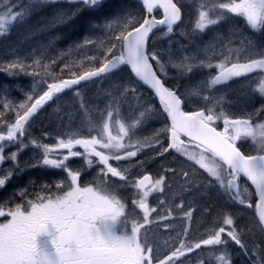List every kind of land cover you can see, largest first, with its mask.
<instances>
[{
	"label": "snow or ice",
	"instance_id": "1",
	"mask_svg": "<svg viewBox=\"0 0 264 264\" xmlns=\"http://www.w3.org/2000/svg\"><path fill=\"white\" fill-rule=\"evenodd\" d=\"M43 2L55 3L57 0ZM66 2L83 4L89 10L104 6V0ZM141 7L146 13L142 17L128 13L125 17L95 25L100 28L121 24V29L114 36L118 44L105 46L98 65L72 73L69 78L53 79L50 83L45 81L46 88L38 94L26 92L25 102L18 105L14 119H9L7 112L15 106L9 103L0 106L4 109L0 111V166L6 161L14 165V169L0 175V189L5 188L20 171L19 152L29 146L40 151V156L30 167H47L66 174V180L42 185L40 192L33 191L32 198H29V190L25 188L18 192L22 202H15L14 199L0 201V217L6 218L0 222V264H186L189 254L201 248L221 250L217 259L221 264H232L227 251L229 243L235 244L247 255L250 250L243 238L254 236V233L241 229L234 215L226 211L221 215L220 223L208 230L205 238L196 242L188 239V223L168 247H154L149 239L151 226L171 216L170 212L161 215L156 207L150 206L149 196L153 192H163L167 181L177 175L183 182V192L202 191L207 185L197 184L195 177V172L200 170L216 182L215 186L233 205L253 209L257 227L264 234V124L254 125L250 118L232 119L224 112L216 113L214 108L186 111L188 96L179 85L170 83L172 78L168 72L169 65L180 69L181 75L192 73L194 68L214 67L217 72L210 85H225L257 70L264 71V52L259 58L241 60L239 53L244 50L241 48L236 50L234 61L229 50V54L216 64L204 60L195 62L194 57L187 56L179 62H173L169 57L165 63L157 51L150 49V37L154 29L161 26L166 27L168 34L173 33V26L181 21V10L173 0H142ZM214 7L222 11L215 18L210 16L209 11H201L196 29L203 32L209 26L217 25L226 19L224 12H227L242 17L256 32L264 31V0H230ZM157 8L162 10L161 19L152 15ZM81 10L77 9L72 16ZM24 16L23 11L0 15V35L8 33L13 22L22 20ZM85 43L94 44L95 41L89 39ZM88 59L91 62L96 57ZM35 63L39 64V61ZM27 67L30 66L16 60L7 65V70L23 71ZM125 67L137 83L150 89L158 106L142 105L143 110L139 111L137 118L129 124L118 123L114 131L113 110L123 101L143 99L133 84H120L116 95L108 93L110 101L105 110L106 118L95 134L57 136L53 143L32 138V123L49 102H55L60 94L69 90L79 95L77 86L107 79ZM31 74L40 75L35 71ZM256 92L264 99V79L259 82ZM203 99L206 101L208 97ZM156 112L166 117L163 127L155 130L151 138L134 139L135 129ZM217 121H222L221 130L215 126ZM88 131L92 133L93 129ZM44 136L50 134L44 133ZM242 138H251L259 145L257 154L241 151L237 144ZM12 146H16L15 150L6 154V148ZM145 148H155L157 157L179 154L198 167L194 172H178L176 168L168 167L156 177L145 173L132 178L129 169L121 168L119 162L135 161L142 165L144 162L137 157ZM74 158H83L89 168L98 165L99 183H82V170H74L68 163ZM113 162H116L115 166ZM241 176L254 186L255 202L247 188L241 190ZM110 178L123 182L119 187L134 191L136 198L131 200V206L140 213L139 218L129 219L132 215L128 211L129 203L113 189L115 180ZM212 180L208 183L211 184ZM177 207L190 222L195 208L189 206L186 209L183 201ZM153 213L156 216L153 217ZM163 226L165 229L173 228L171 223ZM41 237L46 239L41 241ZM261 252L257 264H264V247ZM198 264H204V261L201 259Z\"/></svg>",
	"mask_w": 264,
	"mask_h": 264
},
{
	"label": "rangeland",
	"instance_id": "2",
	"mask_svg": "<svg viewBox=\"0 0 264 264\" xmlns=\"http://www.w3.org/2000/svg\"><path fill=\"white\" fill-rule=\"evenodd\" d=\"M10 1L2 0V5L12 3ZM177 2L184 8L185 16L182 23L175 29L176 35L169 39L165 38V35L160 36L154 40L151 47L160 54L165 63H167L169 57H172L173 62H179L180 59L187 56L194 57L195 62L204 60L216 64L223 59L224 55L229 54V50H231L234 61L236 50L241 48L244 49L239 53L241 60L259 57L264 52V32H256L251 29L242 17L224 12L226 19L221 20L217 25H211L203 32L196 29L195 25L199 20L201 11H209L210 16L215 18L222 10L214 6L220 3H228L230 0H177ZM41 3L42 13L34 14L29 18L24 16L22 20L14 21L8 33L0 35V77L4 73L9 75L18 73L21 76L26 73L19 70L8 71L7 65L13 61L19 60L25 65L29 63L35 65V61H39L40 64L60 53L56 50L58 39L56 28L71 19L72 13L77 9H88L83 4L67 3L66 0H57L55 3H45L41 0ZM16 6L17 4H12L11 7L0 11V15H6L10 11L14 14L18 11L15 10ZM120 7L121 5L118 4V9ZM28 21H30L29 24ZM103 23L99 24L102 25ZM168 72L172 78L170 83L179 85L188 96L187 109L214 108L217 112H224L229 117H248L256 120L259 124H264V110H262L264 109V99L256 92L259 82L264 79V75L258 74L225 86H211L210 80L217 72L214 67L194 68L192 73L181 75L180 69L172 68L169 65ZM32 79L33 77L28 76V74L23 76L18 86L15 83L16 90L14 94L5 93L0 96V106L13 102L15 107L10 110L17 111L19 110L18 105L25 102L26 92L40 93L43 86L35 85ZM125 83L133 84L142 94L143 99L123 101L120 106L113 110L112 126L114 131L118 128V123L129 124L137 118L139 111L143 110L142 105L158 106L157 100L144 95L145 88L140 83L130 78L129 75L118 72L107 79H99L80 88L79 95H76L73 91L69 92L45 107L44 111L32 123L30 129L32 138H39L44 143H53L54 138L57 136L95 134V130L100 128L106 118L105 110L110 101L108 93L116 95L117 87ZM26 85L29 89L30 87H33V89L27 90ZM204 96L208 97L206 101L203 99ZM1 110H3L2 107H0ZM165 121L166 117L156 112L146 123L135 129L134 139L151 138L155 130L163 127ZM90 128L93 129L92 133L88 131ZM44 133H49L50 136L45 137ZM25 141L27 142V138ZM242 142H244L243 147L246 150L253 152L259 149V145L251 138H247ZM165 143L167 142L165 141ZM13 150H15L14 146L6 148V154ZM155 152V148H145L137 157V159L145 161L142 165L137 164L135 161H121L119 166L128 168L129 175L132 178L145 173H151L153 177H156L163 174V169L168 167L176 168L178 172L180 170L194 172V169L198 167L179 154L170 153L165 157H157ZM39 156L40 151L33 146L19 152L20 171L16 172L5 188L0 189L2 199L5 196L7 199L14 190L16 191L22 186L25 187V184H19V181L24 177L37 180L38 176L32 172L33 167H30V165ZM68 163L74 170H82V183L92 181L99 183L101 177L97 176L98 165L89 168L83 158H74ZM113 163L115 166L116 162ZM38 168L37 171L42 173V178L52 175L54 184L66 180V174L61 170L47 167ZM12 169H14L13 163L6 161L3 166H0V175ZM195 177L197 184L207 185L202 191H194L191 194L183 192V182L177 175L167 181L163 192H153L149 196V205L156 207L158 213L161 215L166 214V212L171 213L168 220L151 226L149 239L153 242V246H170L171 242L176 239V234L182 232L185 223L189 225L188 239L190 241L196 242L205 238L208 230L220 223V217L226 211L234 215L241 229L245 231L252 230L254 233V236L243 238L250 250L247 255L238 246L229 243L227 251L230 254L232 264H256L262 256L261 248L264 247V234H261L257 227V219L252 209L233 205L222 194V190L215 186L216 182L203 173L202 170L195 172ZM110 180H115L113 184L115 191H117L116 187L123 183L117 178H110ZM210 180H212L211 184L208 183ZM119 189L122 188L119 187ZM123 190L128 195H119L129 203L128 211L132 213L129 219L139 218L140 213L132 209L131 206V200L136 198L134 191L130 188H123ZM160 201H163V204H160ZM181 201L184 202L186 209L189 206L195 208L190 222L186 221L182 210L177 207ZM152 216H156V213H153ZM168 223L172 224V229L164 228L163 225ZM253 241H255V244ZM165 242H168V244ZM255 245H261V247ZM220 254L221 250L219 249L201 248L189 254L186 264H198L201 259L204 264H207L208 261V264H221L217 259Z\"/></svg>",
	"mask_w": 264,
	"mask_h": 264
},
{
	"label": "trees",
	"instance_id": "3",
	"mask_svg": "<svg viewBox=\"0 0 264 264\" xmlns=\"http://www.w3.org/2000/svg\"><path fill=\"white\" fill-rule=\"evenodd\" d=\"M10 2L12 3L3 6L2 0H0V11L9 7V5L15 3L17 4L15 10L25 12V16H28V18L32 17L34 14L37 15L43 12V10H41V0H11ZM118 4L121 5L119 9ZM141 5L142 4L138 0H104V6L100 9L89 10L86 8H82V10L77 15L72 16L71 19H69L67 22L60 24L56 28L58 33L56 50L60 51V53L56 54L55 56H53V58H50V60L46 62H42L40 64L35 65H33V63L27 64L30 67H27L25 70H23V72H26L23 73V76H25L26 74H28V76L30 77L32 76V82H34L35 85L39 84L43 86L44 90L46 88L45 81L50 83L53 79L69 78L72 73H79L83 70L91 68L94 64L98 65L100 63L101 57L104 54L105 46H111V44L113 43L118 44V42L115 41L114 36L118 34L119 30L121 29V24H115L111 28H97L95 27V25L105 21H110L118 17H125L128 15V13H132L133 15H136L138 17H142L143 15H145V13L143 12ZM157 16H160V13H158ZM91 17L93 20L91 19ZM29 22L30 21H28V24ZM30 27L32 26L30 25ZM163 35H165V38L169 39L172 36L176 35V33L174 34L173 32L171 34H168L166 32V29L158 32L157 34H155V36L150 42V49L154 40ZM89 39L93 41H95L96 39V41L94 44H86L85 41ZM89 57H96V60L90 62L88 59ZM52 61H55V63H52ZM65 65H67V68H65ZM34 71L39 72L40 75H32L31 73H33ZM118 72H123L129 75L130 78H133L132 74L127 69V67H125L122 71ZM23 76L18 75V73L14 75L4 73V75L0 77V96L5 93L14 94L16 90L15 83H17L18 86V83L21 81V78ZM26 86L28 90V85ZM30 89H33V87H30ZM144 93L146 97L155 99V97L147 88H145ZM10 104L13 105V102H10ZM186 110L191 111V109L187 108ZM1 111H4V109ZM215 112L219 113L217 112V110H215ZM7 116L9 117V119H14L15 111L9 110L7 112ZM220 125L221 122L217 121L215 126L219 128ZM241 149L243 150V152H245V154L255 153L246 150L242 145ZM38 169V167L32 168V172H34L38 176L37 180H32L31 178L29 179V177L27 179V177H24L22 180L19 181V184H25V187L22 186L17 189L16 196H18L19 190L27 188L30 193L29 198H32L31 193L33 191L40 192L42 185L54 184L52 175H47L42 178V173L37 171ZM239 183L241 185L242 191L247 188L248 191L252 193L251 199L254 202L256 197L251 184L244 177H240ZM116 190L118 194L122 196L123 194L128 195L126 191L124 192L123 188L119 189V187H116ZM2 200L4 201L5 199ZM208 263L209 261L207 262V264Z\"/></svg>",
	"mask_w": 264,
	"mask_h": 264
},
{
	"label": "water",
	"instance_id": "4",
	"mask_svg": "<svg viewBox=\"0 0 264 264\" xmlns=\"http://www.w3.org/2000/svg\"><path fill=\"white\" fill-rule=\"evenodd\" d=\"M141 4H142V0H138ZM173 2L174 3H176L177 4V2L175 1V0H173ZM177 7H179L180 8V10H181V21L183 20V17H184V11H183V9H182V7H180L178 4H177ZM158 12H160L161 13V17H157L156 16V13H158ZM146 14V13H145ZM153 16H155L156 17V19H161L162 18V10L161 9H159V8H157V9H155L154 10V12H153V14H152ZM181 21L180 22H178L176 25H174L173 26V29H174V27L175 26H177L178 24H180L181 23ZM164 29H166V27L165 26H161V27H158L157 29H154V31H153V34L151 35V37H150V41L152 40V38H153V36L156 34V33H158L159 31H161V30H164ZM257 73H264V71H261V70H257L256 72H254V73H251V74H248L247 76H244V77H240V78H235L234 80H232V81H230V82H228L227 84H230V83H232V82H235V81H237V80H239V79H242V78H245V77H248V76H251V75H254V74H257ZM90 83V82H89ZM142 84V83H141ZM227 84H225V85H227ZM84 84H82V85H80V86H77L78 88L79 87H81V86H83ZM143 85V84H142ZM144 86V85H143ZM220 86H224V85H220ZM144 87H146L149 91H150V89L147 87V86H144ZM70 91V90H69ZM67 92V91H66ZM151 92V91H150ZM63 94V93H62ZM61 95V94H60ZM51 102H49V104H50ZM47 106V105H46ZM45 106V107H46ZM187 111V110H186ZM236 119H246V118H236ZM219 130V129H218ZM242 151V150H241ZM241 177H243V176H241ZM246 179V178H245ZM249 182V181H248ZM250 183V182H249ZM251 184V183H250ZM253 188H254V186H252ZM255 190V189H254Z\"/></svg>",
	"mask_w": 264,
	"mask_h": 264
},
{
	"label": "flooded vegetation",
	"instance_id": "5",
	"mask_svg": "<svg viewBox=\"0 0 264 264\" xmlns=\"http://www.w3.org/2000/svg\"><path fill=\"white\" fill-rule=\"evenodd\" d=\"M262 32H264V31H262ZM255 58H259V57H255ZM259 74L264 75V73H259ZM255 75H258V74H255ZM255 75H253V76H255ZM251 77H252V76H251ZM257 125H258V124H257ZM240 141H241V140H240ZM240 141H238V144L244 146V142H241V143H240ZM238 144H237V145H238ZM256 150H257V149H256ZM0 198H1L0 201H3V200H2V196H1V192H0ZM4 199H5L4 201H7V200H9V199H14L15 202H22V201L20 200V198H19L18 196H16V191H15V190H14L13 192L10 193V196H9L7 199H6V196H5ZM255 201H256V199L254 200V202H255ZM237 206H239V205H237ZM239 207H242V206H239ZM5 219H6L5 217H4V218L0 217V222H3ZM40 239H41V241H43V240L46 239V237H41Z\"/></svg>",
	"mask_w": 264,
	"mask_h": 264
},
{
	"label": "bare ground",
	"instance_id": "6",
	"mask_svg": "<svg viewBox=\"0 0 264 264\" xmlns=\"http://www.w3.org/2000/svg\"><path fill=\"white\" fill-rule=\"evenodd\" d=\"M113 3V2H112ZM121 11V10H120ZM118 14H120V13H118ZM91 19H92V17H91ZM93 20V19H92ZM91 20V21H92ZM45 22V21H44ZM92 25V24H91ZM93 26V25H92ZM88 30V29H87ZM96 37V36H95ZM24 39V38H23ZM258 40V39H257ZM95 41H96V39H95ZM112 43V42H111ZM48 51V50H47ZM27 59V58H26ZM206 71V70H205ZM197 73V72H196ZM56 114V113H55ZM33 159V158H32ZM165 160V159H164ZM149 161V160H148ZM145 162V161H144ZM164 162V161H163ZM168 165V164H167ZM34 168V167H33ZM37 168V167H36ZM150 169V168H149Z\"/></svg>",
	"mask_w": 264,
	"mask_h": 264
}]
</instances>
